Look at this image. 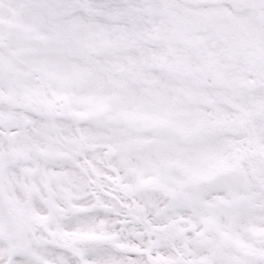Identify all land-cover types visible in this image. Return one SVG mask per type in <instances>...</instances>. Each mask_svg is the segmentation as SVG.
<instances>
[{
  "label": "snow or ice",
  "instance_id": "6c2138e0",
  "mask_svg": "<svg viewBox=\"0 0 264 264\" xmlns=\"http://www.w3.org/2000/svg\"><path fill=\"white\" fill-rule=\"evenodd\" d=\"M0 264H264V0H0Z\"/></svg>",
  "mask_w": 264,
  "mask_h": 264
}]
</instances>
